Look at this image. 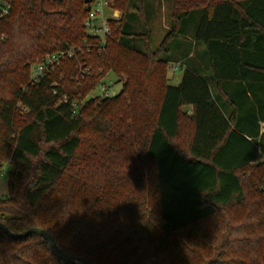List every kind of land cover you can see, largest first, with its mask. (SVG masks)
<instances>
[{"label": "trees", "instance_id": "1", "mask_svg": "<svg viewBox=\"0 0 264 264\" xmlns=\"http://www.w3.org/2000/svg\"><path fill=\"white\" fill-rule=\"evenodd\" d=\"M0 4V222L85 264H264V0H173L155 50L144 0H115L105 39L85 0ZM190 30L202 60L173 85L170 42ZM108 73L120 93L84 101ZM0 264L70 263L0 230Z\"/></svg>", "mask_w": 264, "mask_h": 264}, {"label": "rangeland", "instance_id": "2", "mask_svg": "<svg viewBox=\"0 0 264 264\" xmlns=\"http://www.w3.org/2000/svg\"><path fill=\"white\" fill-rule=\"evenodd\" d=\"M145 6L146 9L147 7L149 8V17H148V26L152 30V38H151V48L153 50L157 49L165 36L168 33V30L171 28V25L173 24L172 20V8H173V0H165L161 2V5L159 6L158 0H145ZM105 14L107 17L111 18L112 16V11L106 9ZM136 18V22H135ZM126 23H129L130 25L133 26V31L135 32H143L144 30V24L138 17L137 12L130 8L128 11V14L126 16ZM167 28V29H166ZM169 28V29H168ZM136 45L139 47H142L143 42L142 41H136ZM178 47H181L180 49ZM170 48L171 56L179 57L180 59L184 58L187 54H191L192 56H195L194 60L201 62L203 52H204V47L203 45H198L193 38L192 31L190 30L189 32H185L182 35H179L177 38L172 40L170 42ZM178 61H175L174 63H177ZM38 64V63H36ZM62 64V63H61ZM181 64V63H180ZM35 65V64H34ZM34 65L31 67V69L34 68ZM173 63H171V66L169 68V74L171 77L173 76ZM56 70V69H55ZM54 70V71H55ZM177 72V71H175ZM182 72H177L176 73V79L180 77ZM208 75L210 73H207ZM211 78V77H210ZM174 81V80H173ZM102 82L105 83V85H112L114 86V90L117 94L120 93L121 88H122V83L119 82V78L113 75L112 73H108L103 79ZM211 87L213 90L214 88V83L211 82ZM116 94V95H117ZM102 95L101 88L97 87L90 95H88L84 101H88L90 99H96ZM115 95V96H116ZM26 110L23 109L20 115L26 114ZM262 132H264V125H262L261 128ZM10 167L6 165L4 169L2 170V175L0 177V197H4L5 195L8 194V173L10 171ZM251 190H249V193Z\"/></svg>", "mask_w": 264, "mask_h": 264}, {"label": "built area", "instance_id": "3", "mask_svg": "<svg viewBox=\"0 0 264 264\" xmlns=\"http://www.w3.org/2000/svg\"><path fill=\"white\" fill-rule=\"evenodd\" d=\"M114 1L115 0H94L89 4V15L84 22V26L90 34L99 36L103 39L110 34L109 20H120L121 18V15L116 13V10L112 8ZM106 9L112 11L111 18L106 16ZM8 11L9 4H0L1 16H6ZM62 58V55H50L47 56L43 62L35 64L31 71V83L39 84L48 73L60 65ZM176 69H179V66ZM114 86H107L104 82H101L99 84L102 92L100 97L110 98L115 96L117 93L114 90ZM64 101L67 102L66 96H64Z\"/></svg>", "mask_w": 264, "mask_h": 264}, {"label": "water", "instance_id": "4", "mask_svg": "<svg viewBox=\"0 0 264 264\" xmlns=\"http://www.w3.org/2000/svg\"><path fill=\"white\" fill-rule=\"evenodd\" d=\"M92 0H85V3L90 4ZM0 230H2L5 234L9 235L12 238L19 239V238H25L29 235L36 234L41 236L44 240H46L52 250V252L61 260L70 263V264H85L81 263L79 259H75L72 256H69L66 254L56 243L55 239L45 230L41 228H30L24 232L21 233H13L9 230V228L0 222Z\"/></svg>", "mask_w": 264, "mask_h": 264}, {"label": "crops", "instance_id": "5", "mask_svg": "<svg viewBox=\"0 0 264 264\" xmlns=\"http://www.w3.org/2000/svg\"><path fill=\"white\" fill-rule=\"evenodd\" d=\"M145 1V0H144ZM163 1H165V0H158V4H159V6L161 5V2H163ZM147 11H148V13H149V8L147 7ZM116 13H118V14H120L121 15V13L119 12V11H116ZM167 29V28H166ZM169 29V28H168ZM179 49L181 48V47H178ZM189 56H192L191 54L189 55ZM180 57V56H179ZM179 57H176V60L178 61L177 63H174L175 61H173V70H174V74H173V76L171 77L170 75H168V78H169V81H170V83L171 84H173V85H178L179 83H180V80H181V76L180 77H178L177 79H176V73L177 72H182V69H176L179 65H180V58ZM175 71H177V72H175ZM174 80V81H173Z\"/></svg>", "mask_w": 264, "mask_h": 264}]
</instances>
